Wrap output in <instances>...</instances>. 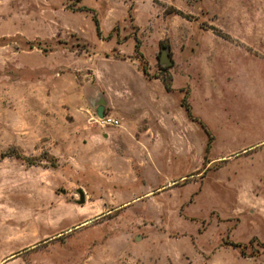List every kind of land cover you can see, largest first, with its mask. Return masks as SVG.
Here are the masks:
<instances>
[{"label":"rangeland","instance_id":"374dc122","mask_svg":"<svg viewBox=\"0 0 264 264\" xmlns=\"http://www.w3.org/2000/svg\"><path fill=\"white\" fill-rule=\"evenodd\" d=\"M199 38L263 43L264 0H0V264H264V189L182 150L152 176L88 162L101 62L169 79Z\"/></svg>","mask_w":264,"mask_h":264},{"label":"crops","instance_id":"0c3cea01","mask_svg":"<svg viewBox=\"0 0 264 264\" xmlns=\"http://www.w3.org/2000/svg\"><path fill=\"white\" fill-rule=\"evenodd\" d=\"M194 45L184 48L171 90L131 58L101 62L103 75L88 91L93 100L102 95L105 114L122 124L100 127L92 114L102 133L90 130L88 162L96 171L119 172L121 164L125 173L152 176L173 168L182 150L192 163L209 159L217 172H229L217 181L222 188L264 189V42L199 38Z\"/></svg>","mask_w":264,"mask_h":264},{"label":"built area","instance_id":"2783aa9c","mask_svg":"<svg viewBox=\"0 0 264 264\" xmlns=\"http://www.w3.org/2000/svg\"><path fill=\"white\" fill-rule=\"evenodd\" d=\"M95 123L100 127H117L121 126L122 122L120 119L115 118L111 115L105 114L104 117H99L98 115H95L94 118Z\"/></svg>","mask_w":264,"mask_h":264},{"label":"trees","instance_id":"16d2710c","mask_svg":"<svg viewBox=\"0 0 264 264\" xmlns=\"http://www.w3.org/2000/svg\"><path fill=\"white\" fill-rule=\"evenodd\" d=\"M96 23H97V28H98V30L100 31L99 22H98L97 19H96ZM144 72L146 73V71H144ZM164 81H165V83H166L167 88H168L169 90H171V88H172V77H170L169 79H164ZM184 104H186L187 109L190 111V106H189V104L187 103V100H186V99H184Z\"/></svg>","mask_w":264,"mask_h":264},{"label":"water","instance_id":"95a60500","mask_svg":"<svg viewBox=\"0 0 264 264\" xmlns=\"http://www.w3.org/2000/svg\"><path fill=\"white\" fill-rule=\"evenodd\" d=\"M97 115L101 118L105 116L104 102H100L99 107L97 109ZM137 239H139V237H137Z\"/></svg>","mask_w":264,"mask_h":264}]
</instances>
